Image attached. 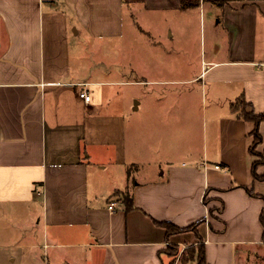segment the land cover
Listing matches in <instances>:
<instances>
[{
  "label": "crops",
  "instance_id": "obj_1",
  "mask_svg": "<svg viewBox=\"0 0 264 264\" xmlns=\"http://www.w3.org/2000/svg\"><path fill=\"white\" fill-rule=\"evenodd\" d=\"M200 1L0 0V264H171L168 246L201 240L209 264L264 263L255 123L232 110L244 96L264 113V0ZM140 11L142 81L94 78L86 54ZM198 14L200 57L179 45ZM130 82L142 116L112 95ZM199 83L213 93L202 109ZM175 85L189 91L167 100ZM157 222L200 223L168 236Z\"/></svg>",
  "mask_w": 264,
  "mask_h": 264
},
{
  "label": "rangeland",
  "instance_id": "obj_2",
  "mask_svg": "<svg viewBox=\"0 0 264 264\" xmlns=\"http://www.w3.org/2000/svg\"><path fill=\"white\" fill-rule=\"evenodd\" d=\"M198 1L201 2L200 0ZM191 20H193V22L195 23L194 27H192L191 29V32L193 33V49L188 43L189 30L185 33V38L180 41L179 45L184 49L183 53H185L186 50H191L193 53L200 57L203 52L205 30H208L209 25L208 22L206 23V25L201 22L199 14L192 17ZM151 21L156 22L153 20ZM173 60L178 62V66H175L176 68H182L181 62L187 61V58H180V60L177 58ZM83 61L85 62L83 64L84 66L87 65L88 67L92 68L93 72H95L96 75L94 76V78L111 79L114 81H142V11H140L139 13V20H137V25H134V22L130 20V22L125 26L124 36L122 37L120 42H117L116 40L115 42L107 44L95 43L94 47L91 48V51L86 54ZM173 74V78L175 79L191 77L189 73L184 75L183 73H178V71L174 72ZM175 86L178 88V95L177 93H175L167 100H181L184 97L179 96V90H185L186 92L189 91V85ZM112 88L114 92V94L112 95L113 97L116 96V104L117 102H120V106H124L125 110H128L133 117L142 116V110L132 111L133 105H135L136 101L142 99V83H122L121 85H115ZM188 96L190 99H192L189 94ZM211 98H213V93L209 96V94L203 90L201 84H197L196 91L193 95V100L196 102V106L201 109L205 108L206 106L208 107ZM179 130L181 131V128H179ZM175 246L176 245H170L167 248V253H170L171 255V264H176L178 259H180L182 262L179 260L177 264H185V260H187V258L190 256L189 253L185 255L184 252H181V250L179 251ZM13 251L14 250H8L7 252L11 253ZM177 252L178 254L176 255ZM262 261L263 260H261L260 263L264 264Z\"/></svg>",
  "mask_w": 264,
  "mask_h": 264
},
{
  "label": "trees",
  "instance_id": "obj_3",
  "mask_svg": "<svg viewBox=\"0 0 264 264\" xmlns=\"http://www.w3.org/2000/svg\"><path fill=\"white\" fill-rule=\"evenodd\" d=\"M232 110L238 113L240 118H243L245 120L252 121L255 123V128L251 133V136L254 137V141L252 145L250 146V150H249L250 154L253 157L257 158L253 162L252 173L255 179L264 181V174L263 175L258 174L259 167L264 166V153H261L258 151L259 146L264 142V138L261 134V124L264 123V113L256 114L254 111L250 110L249 104L246 102V99L244 96L240 97L236 101V103L232 105ZM249 193L251 195L254 194L252 191H249ZM126 201L129 202L128 208L131 209L133 207L131 197L129 196L126 197ZM261 221L264 225V212L262 213ZM200 222L193 224L187 228H179L170 222H157V224L165 227L168 231V236H171L173 234H178V233L185 232V231L196 230ZM203 242L204 241L201 240L199 244L188 248L186 255L189 253L190 256L187 258V260H185L184 258L186 263L188 261L193 260V261H196L197 264H209L206 260V250H205V244ZM175 247H177L179 251L181 250L180 247L178 246H175ZM177 254L178 252L176 253V255ZM168 255L171 257L170 253Z\"/></svg>",
  "mask_w": 264,
  "mask_h": 264
},
{
  "label": "built area",
  "instance_id": "obj_4",
  "mask_svg": "<svg viewBox=\"0 0 264 264\" xmlns=\"http://www.w3.org/2000/svg\"><path fill=\"white\" fill-rule=\"evenodd\" d=\"M80 96L85 99L87 102H89L91 100V96L89 95L88 89L82 88V90L80 91ZM217 169H222V167L220 165H216ZM110 210L114 209V204H111L109 207Z\"/></svg>",
  "mask_w": 264,
  "mask_h": 264
}]
</instances>
